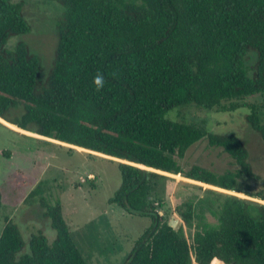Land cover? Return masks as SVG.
<instances>
[{
  "label": "trees",
  "instance_id": "16d2710c",
  "mask_svg": "<svg viewBox=\"0 0 264 264\" xmlns=\"http://www.w3.org/2000/svg\"><path fill=\"white\" fill-rule=\"evenodd\" d=\"M57 1L64 11L43 79L39 54L24 41L8 46L12 36L31 31L24 0H0V118L122 160V181L109 202L151 223L120 264H264V202L238 195L264 200V177L254 171L246 144L235 133L167 116L191 104L247 108L248 123L264 139V0ZM205 138L238 168L185 166L188 150ZM166 173L232 192L200 186L201 193L176 205L182 222L173 228L160 213ZM42 200L56 239L49 243L39 231L30 252L20 254L23 233L6 217L0 264H90L61 202Z\"/></svg>",
  "mask_w": 264,
  "mask_h": 264
},
{
  "label": "rangeland",
  "instance_id": "374dc122",
  "mask_svg": "<svg viewBox=\"0 0 264 264\" xmlns=\"http://www.w3.org/2000/svg\"><path fill=\"white\" fill-rule=\"evenodd\" d=\"M63 11L57 0H24L23 13L31 31L14 35L8 41L10 48L24 41L42 57L43 79L53 65L57 24ZM255 60L256 53L252 51L249 65ZM247 112V108L223 112L191 104L176 107L167 116L204 124L211 132L237 134L250 152L254 171L263 178L264 139L248 123ZM117 161L122 160L40 136L0 118V233L9 217L19 225L25 239L20 254L30 252L31 237L39 231L53 243L57 233L43 215L42 198L50 204L60 201L75 240L90 264H120L151 219L130 214L109 202L122 181ZM182 163L185 166L198 163L218 172L238 168L227 152L209 145L206 138L188 150ZM166 174L169 176L166 202L160 213L170 219L179 218V225L182 220L175 212L176 205L190 193H201L200 186L232 192L182 175ZM36 188H39L36 194L30 196ZM238 195L264 202L244 193Z\"/></svg>",
  "mask_w": 264,
  "mask_h": 264
},
{
  "label": "water",
  "instance_id": "95a60500",
  "mask_svg": "<svg viewBox=\"0 0 264 264\" xmlns=\"http://www.w3.org/2000/svg\"><path fill=\"white\" fill-rule=\"evenodd\" d=\"M9 123H11V122H9ZM11 124L15 125L14 123H11ZM15 126H16V125H15ZM151 170H154V169L151 168ZM178 222H179V218H177V217H172V218L170 219V221H169V225L172 226L173 228H178V227H179Z\"/></svg>",
  "mask_w": 264,
  "mask_h": 264
},
{
  "label": "clouds",
  "instance_id": "9594fccd",
  "mask_svg": "<svg viewBox=\"0 0 264 264\" xmlns=\"http://www.w3.org/2000/svg\"><path fill=\"white\" fill-rule=\"evenodd\" d=\"M93 83L97 86V89L103 86V77L100 75H97L94 77Z\"/></svg>",
  "mask_w": 264,
  "mask_h": 264
}]
</instances>
